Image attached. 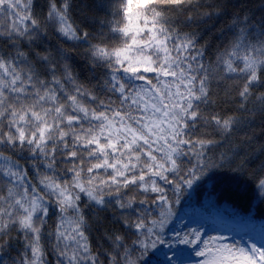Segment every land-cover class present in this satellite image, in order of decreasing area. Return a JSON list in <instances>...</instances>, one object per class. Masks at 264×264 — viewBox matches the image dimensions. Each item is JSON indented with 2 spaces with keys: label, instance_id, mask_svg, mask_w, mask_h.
<instances>
[{
  "label": "snow or ice",
  "instance_id": "snow-or-ice-1",
  "mask_svg": "<svg viewBox=\"0 0 264 264\" xmlns=\"http://www.w3.org/2000/svg\"><path fill=\"white\" fill-rule=\"evenodd\" d=\"M0 264H264V0H0Z\"/></svg>",
  "mask_w": 264,
  "mask_h": 264
}]
</instances>
